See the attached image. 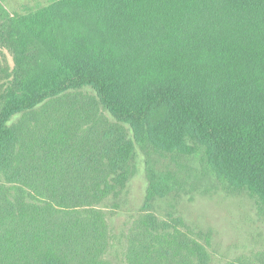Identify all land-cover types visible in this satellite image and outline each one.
<instances>
[{"label":"trees","instance_id":"obj_1","mask_svg":"<svg viewBox=\"0 0 264 264\" xmlns=\"http://www.w3.org/2000/svg\"><path fill=\"white\" fill-rule=\"evenodd\" d=\"M0 48L13 60H0V264H112L119 246L125 264H209L180 217L147 213L137 236L117 234L137 144L198 156L264 211V0H55L12 15L0 0ZM84 88L102 135L97 121L91 142L43 128L47 106Z\"/></svg>","mask_w":264,"mask_h":264},{"label":"rangeland","instance_id":"obj_2","mask_svg":"<svg viewBox=\"0 0 264 264\" xmlns=\"http://www.w3.org/2000/svg\"><path fill=\"white\" fill-rule=\"evenodd\" d=\"M53 1L1 0L10 15L32 12ZM0 60L13 65L6 49L0 48ZM97 100L91 88H84L47 106L52 121L43 128L50 125L57 132L68 129L72 139L86 137L91 142L95 134H90V126L101 118ZM36 117L42 118L40 113ZM96 123L95 128L102 135L104 123ZM38 134L34 131V137ZM128 170L126 189L120 196L121 208L114 219L119 236L123 232L137 236L139 230L134 224L140 215L153 213L163 219L172 215L184 220L188 230L183 231L189 237L206 244L211 255L209 264H264V211L247 191L233 190L219 182L198 156L148 152L146 146L137 144ZM119 247L118 255L111 256L112 264H125L126 247ZM151 260L157 261L156 257Z\"/></svg>","mask_w":264,"mask_h":264}]
</instances>
